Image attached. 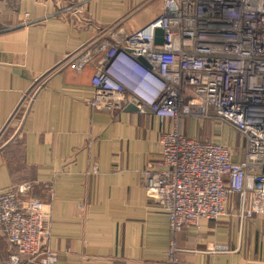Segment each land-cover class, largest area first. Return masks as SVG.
Segmentation results:
<instances>
[{
  "label": "crops",
  "instance_id": "0c3cea01",
  "mask_svg": "<svg viewBox=\"0 0 264 264\" xmlns=\"http://www.w3.org/2000/svg\"><path fill=\"white\" fill-rule=\"evenodd\" d=\"M161 4L0 0L2 142L18 130L0 149V192L27 184L24 196L43 202V246L57 254L56 264H165L170 249L183 264H264V214H245L237 196L218 219L170 230L167 213L145 193L142 171L159 162V139L171 121L126 108L111 117L91 107L93 63L76 65L83 52L68 62L105 27L141 29ZM43 75L26 112L14 115ZM195 124L183 119L181 134L204 140ZM240 145L235 161L244 158ZM14 251L0 237V261Z\"/></svg>",
  "mask_w": 264,
  "mask_h": 264
},
{
  "label": "built area",
  "instance_id": "2783aa9c",
  "mask_svg": "<svg viewBox=\"0 0 264 264\" xmlns=\"http://www.w3.org/2000/svg\"><path fill=\"white\" fill-rule=\"evenodd\" d=\"M77 52L69 63L83 52L73 66H94L91 107L111 115L133 105L139 114L171 121L159 139V162L142 171L145 193L167 213L171 231L218 219L232 196L245 214H264V0H162L141 29L105 27ZM48 75L32 83L14 115L26 112ZM183 119L226 125L244 143V158L233 160L230 146L182 135ZM29 189L0 192V237L15 249L0 264L57 262L43 246V202L25 197ZM165 264L183 263L170 249Z\"/></svg>",
  "mask_w": 264,
  "mask_h": 264
},
{
  "label": "rangeland",
  "instance_id": "374dc122",
  "mask_svg": "<svg viewBox=\"0 0 264 264\" xmlns=\"http://www.w3.org/2000/svg\"><path fill=\"white\" fill-rule=\"evenodd\" d=\"M114 113H112L110 116L111 117L114 116ZM21 116L22 113L19 115V118ZM192 120H195L196 122L194 129L196 136L203 137L204 140H210V141H215L217 143H221L225 146H232L231 148L233 149L234 152L238 150L242 151V147H240L241 146L240 137L226 125L219 123V121L213 119H205V120L192 119ZM170 124L172 125V123ZM14 130L15 128L10 130L9 132H13ZM230 137H232V139H230ZM230 141L232 142L233 145H231ZM33 199L39 200L37 198H33ZM44 248L50 250L48 247H44Z\"/></svg>",
  "mask_w": 264,
  "mask_h": 264
},
{
  "label": "water",
  "instance_id": "95a60500",
  "mask_svg": "<svg viewBox=\"0 0 264 264\" xmlns=\"http://www.w3.org/2000/svg\"><path fill=\"white\" fill-rule=\"evenodd\" d=\"M161 35H162V30H157L156 31V39H155V42L156 44H161ZM138 62L146 69H150L149 65L142 59V58H139L138 59ZM126 111H136V108L133 106V105H129L127 108H126Z\"/></svg>",
  "mask_w": 264,
  "mask_h": 264
},
{
  "label": "trees",
  "instance_id": "16d2710c",
  "mask_svg": "<svg viewBox=\"0 0 264 264\" xmlns=\"http://www.w3.org/2000/svg\"><path fill=\"white\" fill-rule=\"evenodd\" d=\"M32 264H38L37 260H35V262H33Z\"/></svg>",
  "mask_w": 264,
  "mask_h": 264
}]
</instances>
